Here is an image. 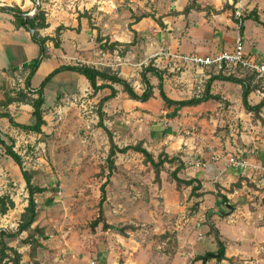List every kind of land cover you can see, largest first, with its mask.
<instances>
[{"label": "rangeland", "instance_id": "1", "mask_svg": "<svg viewBox=\"0 0 264 264\" xmlns=\"http://www.w3.org/2000/svg\"><path fill=\"white\" fill-rule=\"evenodd\" d=\"M73 1L58 0V5H54L55 2L50 0H0V7L29 13L38 3L35 14L42 11L45 21L49 19L54 27L59 24L69 26L74 21V10L77 8V1ZM116 1L119 13L127 9L137 15L151 14L153 21L149 20V25L145 26L147 53L142 56V64L151 61L164 70L163 87L168 97L185 99L202 94L209 76L215 74L212 70H201L195 66H173L172 62H156V53L151 56L157 46L154 43L156 38L153 29L160 26L161 16L156 15L162 10L163 0ZM250 1L255 0H247L245 16ZM256 1L264 9V0ZM49 4L52 5L51 8ZM116 18V23L121 24L122 15ZM244 26L242 35L246 51L264 60V25L249 17ZM24 27L30 33L33 32L28 25ZM50 33L54 35L55 30H50ZM232 34L234 33H228L231 39ZM19 40L24 42V37H19ZM68 40L72 38L68 37ZM31 42L33 49L17 47L14 51L6 50L9 61L5 65L7 70L2 87L12 97H18V89L24 85L27 67L38 55L37 44L33 40ZM50 42H46L48 50H53ZM231 45L232 40L227 46ZM53 51L58 62L77 61L72 47H67L63 52ZM12 67L17 68L8 69ZM243 74L246 72L237 73ZM45 75L43 69L36 72L32 77V85L38 86ZM78 79L76 74H62L58 76L57 82L47 84L44 90L45 124L40 134L13 127L7 118L0 117V131H6L13 137L14 149L21 155L23 167L32 172V182L46 188V191L35 195L38 204L35 224L44 225L46 233V237L40 239L45 243L46 250L40 255V262L170 264L172 254L176 253L180 244L181 252L175 259L176 264H188L197 251L203 252L212 248L213 243L207 235V214L200 205L213 206L215 200L219 202V198L207 195V198L199 200L195 206V197L189 195L188 187L182 186L177 190L170 184L173 181L170 179L169 170L173 165L165 163L160 173L161 180L157 183L151 166L143 161L141 154L133 150L117 153L116 169L112 175H108L106 156L109 143L106 132L98 125L97 114V100L102 92L92 99V95L82 88L83 85ZM256 80L258 79L254 83ZM150 81L157 84L155 76H150ZM130 82L140 93V74H134ZM117 86L122 96L113 104L111 102L109 106L106 105L108 109L104 123L118 146L141 140L155 157L160 152H166L170 156L180 155L184 149L187 156L186 166L179 173L183 178L192 175V166L211 162V156L215 155L219 157L217 161L226 167L235 168L228 161L231 156L247 158L264 166V108L257 115L247 112L241 102L240 85L215 80L211 84V91L220 96V101L211 99L186 108L167 107L157 88L154 89L155 96L142 104L128 102L125 100L129 99L126 93ZM257 90L249 95V102L252 104L262 97ZM83 91L85 94L81 96ZM0 110H7V107L0 106ZM10 111L15 121L27 123L31 120V106L20 107L17 103ZM252 149L254 153L251 154L249 151ZM246 173H251V177L241 175L246 177V185L250 189L246 187L240 197L250 202L249 197L245 196L253 189H264V186H257L252 180L256 176L255 172ZM108 176L110 180L105 182L106 200L102 207L106 222L112 226L104 229L100 222L92 227V221L99 215L100 185ZM212 187L214 188L213 185ZM226 189L227 187L223 188L225 192ZM3 193L12 196L15 206L6 214L0 215V227L14 230L27 203V191L19 167L0 146V194ZM250 196H255L252 201L259 199L258 195ZM124 225H132L133 228H126L121 233L120 228ZM25 235L26 232H23L21 236ZM162 235L167 237L163 238ZM11 244L20 245V237L12 240ZM188 247L190 249L186 251ZM20 250L23 251V259L27 260L26 246H21ZM226 264L239 263L235 260Z\"/></svg>", "mask_w": 264, "mask_h": 264}, {"label": "crops", "instance_id": "2", "mask_svg": "<svg viewBox=\"0 0 264 264\" xmlns=\"http://www.w3.org/2000/svg\"><path fill=\"white\" fill-rule=\"evenodd\" d=\"M53 1L55 2L54 5H56L58 2V0H50V2ZM234 1L235 0H163V5H161L162 10L156 15L158 17L161 16L160 20L162 21L163 25L160 24V26H157L153 29L155 31L156 38L154 43L157 46L151 56H155V53H158L161 47L168 49L170 52H195L199 54H208L220 50L231 49L235 35L232 20ZM73 2H76L77 8L74 10V21L69 25L71 29H65L61 31L59 36L60 45L59 47L53 46V50H55V52L56 50L63 52L67 49V47H72L77 56V61L58 62V59L54 57L56 56V54L53 53L54 51L50 48L48 50V42L46 45L49 57L41 62L36 72L42 71L43 69V74H47L50 70L60 64L84 63L96 67L110 66L128 80H130L134 74L138 75L142 65H146L142 64V56L143 54L147 53V47H145L147 46V41L144 40V35L146 34L145 26L149 25V20L153 21L151 15L142 17L140 20L135 21L133 15H138L131 12V10L126 9L124 12L122 11L119 13V9L116 7V0H92L90 3L74 0ZM190 2H194L201 7L206 8V10L197 11L195 9H191L187 14L181 13V10L184 8V6ZM49 5L51 8L52 5ZM131 8L133 9V7ZM248 8L249 10L247 14L250 11H253L254 14L258 15L260 21L264 23V21H262L264 14L262 13V10L264 12V9L260 7L258 1H250ZM84 12L90 16L91 25L89 24L88 16H80L78 20L79 14ZM120 15H122L123 20L120 19L122 21L120 22L121 24H117L116 17ZM247 19L248 17L246 15L243 20L242 33L245 27L244 22ZM46 23L48 24L47 27L38 29L39 35L45 36L44 34H47L52 36L50 30L55 29V25L49 23V19L46 21ZM78 23L80 25L79 30H76L75 28L78 26ZM132 29L136 32V43L131 46V49L124 56H119L116 50L109 52L108 50L100 49L95 41V37L99 32L100 35L107 36L110 41L117 40L120 42H129L135 37ZM231 32L234 33L232 34V39L228 37V33ZM22 36L24 37V42L19 40V37ZM68 37L72 38V40H68ZM231 40L232 45L227 46L228 42ZM31 41V33L29 30L23 26L16 25L14 12L8 10L7 8L0 9V100H2L6 94L5 88L2 87V81L5 79V70H7L5 65L8 63L7 61H9L6 58V50L10 49L14 51L17 47H22L23 49H33L34 45ZM154 60L159 62L160 58H158L156 55ZM45 62H47V65ZM161 62H167L170 64V61H167L166 59H162ZM16 68L17 67H12L8 69L11 70ZM70 72L71 71H62L56 74L50 82H57L58 76H61L62 74H76V76L78 75V80L83 85L82 88L92 95V99H95L100 94V91L102 94L99 97L109 93L108 88L93 92L85 77L75 72ZM100 82L101 81H98V83ZM114 86L118 89V92L115 97L104 103V112H107L108 109L106 108V105L109 106L111 102L113 104L116 100H118V98L122 96V93L119 92V87L117 85ZM31 87L35 88L37 86H33L31 82ZM84 91L81 93V96L85 94ZM125 100H128V102L142 104V102L132 99ZM17 103L20 105V107L30 106L29 104L22 102H12L6 106L7 111L11 113L10 110L12 106L16 107ZM0 132L2 135H10L6 131ZM182 150V152L180 151L181 153L179 156L185 162V159L187 158L185 155L186 151L184 149ZM262 161L263 158H261V162ZM217 162L218 161H207L205 162V166H192L193 171L191 176L200 179L202 184L201 191L215 192L216 183H218L220 186H223V188H228L231 182L236 181L238 177L241 176L242 173L240 172V169L229 166L226 167L225 165L222 166L221 163ZM172 183L170 184L173 188H175V183ZM241 183V187L235 189L233 192H225L223 188H219L221 189L220 192L225 194L228 199V203L225 205H223L220 199L219 202L215 200V205L213 206L208 205L206 207H202L199 203L200 208H203L206 214H211L209 220L207 221L213 223L218 229L219 239L225 247L226 257L221 260H217L213 257L208 259L205 264H209V262H213V264H226L233 263L235 260H237L239 264H264V189L251 190V193L245 196V198L249 197V200H251L250 202H247L246 199L243 200L244 197L242 198L240 196L243 195L246 187L248 190L250 188L246 185V180H242ZM251 194L258 195L259 199L257 201H252L255 196H250ZM207 195L214 194L206 193L204 196L195 197V202H199V200L207 198ZM230 204L233 205V208H228ZM220 211L225 212L226 214L221 215L219 213ZM207 235L211 239L213 247H210V249L204 250L203 252L197 251L194 256L203 254L207 251L215 252L218 248L213 241L212 235ZM162 236L163 238L167 237H164L165 235ZM176 237L179 238L178 235ZM44 244L45 243L42 242V246L37 252L38 259L40 258V255L44 254V251H46L44 249ZM189 249L190 247H188L186 251ZM180 252L181 248L179 244V246L176 248V253H171L173 256L170 264H176L177 261L175 259L179 256ZM191 261L188 264H190ZM193 262L192 264H201L200 260Z\"/></svg>", "mask_w": 264, "mask_h": 264}, {"label": "trees", "instance_id": "3", "mask_svg": "<svg viewBox=\"0 0 264 264\" xmlns=\"http://www.w3.org/2000/svg\"><path fill=\"white\" fill-rule=\"evenodd\" d=\"M10 10H15L10 7H6ZM191 9H195L197 11L206 10V8L201 7L200 5L190 2L184 6L181 10V13L187 14ZM14 18L15 23L17 26H25L28 25L30 28L33 29L31 33V39L35 44L38 46V55L33 58L30 64L27 67V73L24 78V85L22 88L18 89V97H12L9 94H5L4 98L0 100V106H7L12 102H22L29 104L32 107L31 111V120L27 123L25 122H18L15 121L13 116L7 110H0V117L7 118L9 123L13 127H17L23 131H30L34 133H42V126L45 124L44 119V111H45V102L46 97L44 94V90L46 85L51 81V79L58 73L62 71H71L77 74L82 75L88 81L90 87L92 88L93 92H97L98 90L108 88L109 93L105 94L100 97L97 103V114H98V125L104 129L107 134L108 138V151L106 156V162L108 169V175H112V173L116 169L115 164V157L117 153H124L128 150H133L138 152L143 156V161L146 164H149L154 173V180L155 182L159 183L161 180V171L163 170L165 163L173 165V168L169 170V176L171 181L175 183V189L179 190L182 186L189 187V195L191 197H201L204 196L206 193H212L216 197H218L223 205L228 203V199L225 194L220 192V185L218 183L215 184L216 191H201L202 184L199 178L197 177H188L183 178L179 176V173L182 169L185 168V162L180 158L179 155H169L166 152H160L155 157L151 151H149L143 144V141H137L134 144L124 145L122 147L118 146L114 140L111 131L107 128L104 123V116L106 113L103 111V105L106 101L112 99L116 96L118 89L114 85H119L121 87V91L126 93L129 99L139 101V102H146L149 99L155 96L154 89H158V93L160 98L163 100L167 107H186V106H196L208 100H217L220 101L221 98L217 93L211 92V84L214 80H224L229 81L232 83H236L241 87V102L244 109L247 112H252L255 115L259 114L261 110L264 108V95L257 103H250L249 102V95L255 89L260 88V81L254 80L256 79L255 74L246 72L243 75L237 74H222L216 73L210 75L207 83L205 85V89L202 94L200 95H193L189 98L185 99H172L168 97L166 94L164 87H163V74L164 70L159 69V67L155 66L154 63L151 61L143 65L139 72L140 74V83L142 85V90L138 93L130 80L121 76L117 70L112 69L110 66H101L96 67L93 65H88L84 63H68V64H60L57 67L50 70L44 78L41 80L39 85L35 88L31 87V78L35 74L36 70L38 69L41 62L46 59L49 55L47 52L46 42L51 41L54 47H59L60 39L59 36L62 30L71 29L69 26H65L63 24H59L55 27V34L52 36L45 35L41 36L39 33H34L38 31L40 28H45L48 26L44 19V13L35 14L31 18H24L20 13L19 10H15ZM149 13H144L138 16L133 15L134 20H140L142 17L150 16ZM80 16H88L86 12L79 14L78 20ZM246 16L244 15V18ZM247 17H253L254 20L258 21L259 23L263 22L260 21L258 15L254 14L253 11H250L247 14ZM89 24L91 25L90 16H88ZM159 24L163 25L162 21L159 19ZM79 23L78 26L75 28L79 30ZM130 26V23H129ZM134 33V38L129 42H120V41H110L107 36H102L97 33L95 37V41L98 44V47L102 50H108L109 52H113L114 50L117 51L119 56H124L136 43V32L132 29ZM240 72V71H239ZM150 76H155L157 78V84L154 85L150 81ZM98 81H101L98 83ZM35 95V96H34ZM15 141L12 136L7 134H1L0 132V146L3 148L4 153L10 157L14 163L19 167L21 176L25 182V189L27 191L26 197V205L24 206L23 210L20 213L19 221L17 226L14 230L7 229L4 227H0V264H51L49 262L43 263L37 258V252L42 246L41 238L46 237L45 227L39 225L38 223L35 224L37 221L38 216V204L35 199V195L38 193H42L46 191V188L35 184L32 182V172L23 167V161L21 155L14 149ZM109 176L106 178L100 185L101 197L99 200V215L96 219L92 221V227L96 226L98 223L102 222V227L104 229L110 228L112 225L106 222L105 216L103 214V203L106 200V191H105V182H109ZM242 180H246V177L239 176L238 179L234 182H231L229 187L226 189L227 192H233L235 189H238L242 185ZM247 181V180H246ZM248 184V181H247ZM197 205V202L194 203ZM15 206L14 199L9 193L0 194V215H4L7 213L8 210L13 209ZM228 208H233V205H229ZM221 215L226 214L225 212L220 211ZM211 214H207V220H209ZM208 234H211L213 237V241L217 245V249L215 252L207 251L200 255H195L190 264L193 261H201V264H205L206 261L210 258H216L217 260H221L226 258L225 257V247L223 243L219 239V232L218 229L214 226L213 223L208 221ZM126 228H133L132 225H124L120 228V232L124 233ZM26 232V235L22 237V233ZM20 237V245L15 246L11 244V241ZM21 246H26L27 248V255L28 259H23V251L20 250Z\"/></svg>", "mask_w": 264, "mask_h": 264}, {"label": "built area", "instance_id": "4", "mask_svg": "<svg viewBox=\"0 0 264 264\" xmlns=\"http://www.w3.org/2000/svg\"><path fill=\"white\" fill-rule=\"evenodd\" d=\"M247 5V0H235L233 2L232 20L233 28L235 31L233 46L231 49L220 50L214 53L199 54L195 52L179 53L170 52L168 49L160 48L156 53L160 61L166 59L172 62L173 66H195L199 69H209L215 74H237L239 71H246L255 74L256 79L260 81V88L257 90L261 96L264 95V60L254 57L250 52H247L244 45L242 35L244 9ZM158 66V65H156ZM254 153V149L249 151ZM218 155L211 156L212 162L218 160ZM229 163L235 168L241 170L242 174L246 177H251V173L255 172L256 176L253 181L257 186H264V166L251 162L247 158L229 157ZM203 163L201 166H205ZM196 165H199L196 163ZM92 263H94L92 261Z\"/></svg>", "mask_w": 264, "mask_h": 264}, {"label": "water", "instance_id": "5", "mask_svg": "<svg viewBox=\"0 0 264 264\" xmlns=\"http://www.w3.org/2000/svg\"><path fill=\"white\" fill-rule=\"evenodd\" d=\"M37 5H38V3H37ZM37 5L35 6V8H34V10H33V12L32 13H20L24 18H26V17H28V18H31V17H33L34 16V14H35V10H36V8H37ZM0 9H6L5 7H0ZM8 10H10V9H8ZM10 11H12V12H16L15 10H10ZM31 29V31L33 30L32 28H30Z\"/></svg>", "mask_w": 264, "mask_h": 264}, {"label": "bare ground", "instance_id": "6", "mask_svg": "<svg viewBox=\"0 0 264 264\" xmlns=\"http://www.w3.org/2000/svg\"><path fill=\"white\" fill-rule=\"evenodd\" d=\"M33 11H31L30 13H32Z\"/></svg>", "mask_w": 264, "mask_h": 264}]
</instances>
